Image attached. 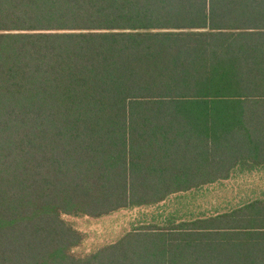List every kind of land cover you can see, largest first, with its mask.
Returning a JSON list of instances; mask_svg holds the SVG:
<instances>
[{
	"label": "trees",
	"instance_id": "16d2710c",
	"mask_svg": "<svg viewBox=\"0 0 264 264\" xmlns=\"http://www.w3.org/2000/svg\"><path fill=\"white\" fill-rule=\"evenodd\" d=\"M255 173L264 0H0V264H264Z\"/></svg>",
	"mask_w": 264,
	"mask_h": 264
},
{
	"label": "rangeland",
	"instance_id": "374dc122",
	"mask_svg": "<svg viewBox=\"0 0 264 264\" xmlns=\"http://www.w3.org/2000/svg\"><path fill=\"white\" fill-rule=\"evenodd\" d=\"M255 186L264 188V173H255L251 177H247L246 181L245 179L236 181L233 179L229 183L226 182V186L222 185L221 189L218 190L223 196L232 197V202H235L238 198L254 195L249 191L250 187ZM244 187L248 189L244 191ZM212 197V195H206L207 202L202 205L211 207L209 200ZM140 212V210L133 208L130 210L121 209L100 217H69L73 225L83 234L82 242L74 248L75 253L89 252L101 244L116 239L121 233L129 229Z\"/></svg>",
	"mask_w": 264,
	"mask_h": 264
}]
</instances>
